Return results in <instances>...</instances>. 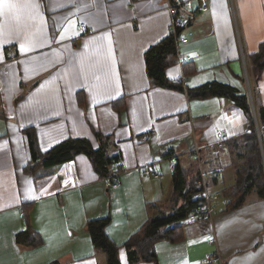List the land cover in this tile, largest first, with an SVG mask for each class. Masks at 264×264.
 <instances>
[{"label": "crops", "instance_id": "0c3cea01", "mask_svg": "<svg viewBox=\"0 0 264 264\" xmlns=\"http://www.w3.org/2000/svg\"><path fill=\"white\" fill-rule=\"evenodd\" d=\"M190 1L180 10L187 20L180 35L192 60L170 61L171 86L152 83L146 63L147 50L170 35L167 0H18L30 5L18 18L0 16V264H106L88 222L110 218L108 236L124 245L150 213L174 210L182 200L173 198L168 157L193 173L195 144L208 190L222 201L215 200L213 219L184 225L182 239L158 241L150 263L203 264L218 247L222 264H264V198L253 192L225 210L222 194L236 177L227 141L249 133L251 119L228 96L189 92L217 82L249 94V82L264 107V72L253 84L248 78L264 41V0ZM81 21L94 31L78 32ZM218 132L227 136L222 147ZM68 139L104 144L112 156L120 151V185L109 186L85 152L49 166L34 161V153ZM147 164L159 177L142 172ZM27 224L41 245L17 242ZM120 259L130 264L124 248Z\"/></svg>", "mask_w": 264, "mask_h": 264}, {"label": "trees", "instance_id": "16d2710c", "mask_svg": "<svg viewBox=\"0 0 264 264\" xmlns=\"http://www.w3.org/2000/svg\"><path fill=\"white\" fill-rule=\"evenodd\" d=\"M251 58L254 79L257 82L264 72V41L259 45L258 51L252 54ZM172 59H176L175 41L172 35L167 36L147 50V71L152 83L164 86L173 85L166 75V68ZM254 85H252L253 91ZM189 92L201 98L228 96L235 101L236 105L242 107L251 119V131L249 133L227 141L228 147L231 148L233 156L232 165L235 167L236 177L232 185L223 189L222 194L226 201L225 210L241 207L247 200V197L253 192L257 193L259 197L264 198V128L261 130L262 148L249 94H240L233 87L217 82L205 84ZM255 107L259 123L264 126V107L257 106L256 104ZM98 135L101 134L98 133ZM99 139L101 141L104 140L102 135ZM81 152L90 155L96 167L102 173L107 174V176L113 173L112 170L109 174L106 169H109L111 165L113 167L116 156L109 154L104 144H100V148L94 149L92 144L86 139L65 140L45 155L34 153L33 159L37 163L41 162L42 165L49 166L70 159ZM193 161L197 166L198 162L195 159ZM200 179L199 165L197 170L192 173L188 169L181 168L178 164L177 172L173 176V198L175 202L182 200V203L177 205L171 212L160 208L159 213H150L147 221L124 245H117L108 236L106 227L110 222V218L90 220L87 225L88 231L92 236L96 250L106 255V264H122L120 251L123 248L127 250L128 262L130 264L141 262L157 263L155 245L158 241H176L183 238V221L199 205V201L194 197L202 191ZM17 242L21 245L35 247L43 243V238L37 230H34L30 224H27L25 230L17 234Z\"/></svg>", "mask_w": 264, "mask_h": 264}, {"label": "built area", "instance_id": "2783aa9c", "mask_svg": "<svg viewBox=\"0 0 264 264\" xmlns=\"http://www.w3.org/2000/svg\"><path fill=\"white\" fill-rule=\"evenodd\" d=\"M166 8L170 13L171 17V28H170V35H172L174 41H175V50H176V63L180 65L181 67L192 60V57L187 54H183L181 50V43H186L189 41L188 38L181 37L180 33L182 28L186 25V19L182 14L180 13V10L182 8H192V3L190 0H167L166 2ZM202 9H207V4L204 3L202 5ZM76 29L81 34H89L94 31V28L90 26L87 22L81 21L77 24ZM256 108V107H255ZM255 115V114H254ZM257 115V111H256ZM258 116V115H257ZM264 128V126L260 125L258 126V133L260 135L261 140V130ZM154 136V132L150 133V137ZM227 140V136L223 132H218L217 134V141L216 145L219 147L224 146L225 142ZM116 160L114 162V168L113 173L110 174L107 177L108 185L112 187H118L120 185V178L121 174L123 173L125 169V161L122 158L121 152L117 151L115 153ZM192 157L197 160V162L200 165V174L201 179L200 183L202 186V191L199 192L197 195H195V199L199 201V205L197 206L196 210L191 213L189 217H187L184 221V225L196 223L201 220L205 219H213L214 216V210L216 208L215 200L219 197V193L215 195H211L208 190V184L206 181V175L201 169V163H202V154H201V147L198 144H195L194 149L192 151ZM169 166H170V174L174 176L177 172V167L179 164V159L176 155H170L168 157ZM142 172L146 176H152V177H159V172L155 169V167L152 164H147L142 167ZM209 242L213 245H217V238L216 234L214 233L211 235ZM203 264H222V258L221 253L216 247L213 251L208 253L203 259Z\"/></svg>", "mask_w": 264, "mask_h": 264}, {"label": "snow or ice", "instance_id": "6c2138e0", "mask_svg": "<svg viewBox=\"0 0 264 264\" xmlns=\"http://www.w3.org/2000/svg\"><path fill=\"white\" fill-rule=\"evenodd\" d=\"M29 4L19 3L18 0H0V16H12L18 18L21 9L29 7ZM24 49V45L20 46Z\"/></svg>", "mask_w": 264, "mask_h": 264}, {"label": "water", "instance_id": "95a60500", "mask_svg": "<svg viewBox=\"0 0 264 264\" xmlns=\"http://www.w3.org/2000/svg\"><path fill=\"white\" fill-rule=\"evenodd\" d=\"M248 92H249V96H250V99H251V102H252V106H253V110H254V119H255V123H256V128H257V131H258V126H259V120H258V116L256 115V108H255V102H254V97H253V91H252V87L250 85V83L248 82ZM261 141V145H262V148H263V144H262V139L260 140Z\"/></svg>", "mask_w": 264, "mask_h": 264}, {"label": "rangeland", "instance_id": "374dc122", "mask_svg": "<svg viewBox=\"0 0 264 264\" xmlns=\"http://www.w3.org/2000/svg\"><path fill=\"white\" fill-rule=\"evenodd\" d=\"M250 68V66L248 67V69ZM248 78L250 79V82H251V84H253L254 82H253V80H254V78H252L251 77V75H250V70H249V75H248ZM253 112H254V110H253ZM212 193V194H211ZM211 195H215V193H214V191H211ZM216 200H218V203H220L221 201H222V196L221 197H218ZM142 264V263H141ZM143 264H153V263H150V262H144Z\"/></svg>", "mask_w": 264, "mask_h": 264}]
</instances>
